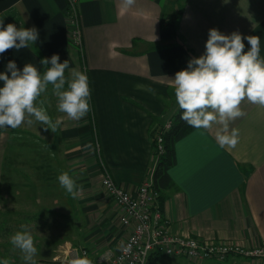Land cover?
<instances>
[{
    "label": "crops",
    "instance_id": "obj_1",
    "mask_svg": "<svg viewBox=\"0 0 264 264\" xmlns=\"http://www.w3.org/2000/svg\"><path fill=\"white\" fill-rule=\"evenodd\" d=\"M177 11L171 38L161 22ZM66 12L67 0H0L4 24L39 32L33 46L0 53V70L13 59L20 68L32 63L41 71V59L58 53L61 61L69 60L66 81L73 70L86 71L91 90L90 110L78 119L58 111L51 85L38 97L59 121L55 130L34 119L29 123L30 117L17 128H0V256L10 264H24L23 253L13 245L6 250L2 242L22 225L61 232L55 246L36 253L35 264H62L71 247L86 249L100 264L116 255L132 227L122 224L102 179L107 171L133 194L152 180L158 160L152 132L168 125L179 108L175 72L203 53L213 27L225 34L238 31L242 38L260 36L264 56V0H133L128 7L124 0H78L82 46L70 36ZM240 107L243 114L228 129L237 130L235 145L216 142V123L176 143L177 162L169 171L175 186L162 207L173 233L249 248L264 241V105L245 98ZM64 171L76 182L75 194L59 185ZM13 207L20 212L6 216ZM149 260L264 264V258L195 261L157 252Z\"/></svg>",
    "mask_w": 264,
    "mask_h": 264
},
{
    "label": "clouds",
    "instance_id": "obj_2",
    "mask_svg": "<svg viewBox=\"0 0 264 264\" xmlns=\"http://www.w3.org/2000/svg\"><path fill=\"white\" fill-rule=\"evenodd\" d=\"M133 0H124L128 7ZM35 26L17 27L4 24L0 18V53L6 49L28 48L38 40ZM250 45L245 49L244 41ZM47 65L41 73L32 63L22 68L9 59L0 70V128H17L30 117L42 126L55 130L59 121H54L38 100L48 86L58 97V111L69 117L80 118L90 110L91 90L86 71L73 70L67 79L65 70L69 60H60L58 53L41 59ZM176 103L182 110L180 119L197 129H209L214 123L215 140L221 146L235 145L237 130L229 129V122L241 116V101L245 98L254 104L264 105V56L258 35H245L238 31L225 34L213 27L208 30L205 48L201 55L188 60L187 67L175 72L173 77ZM59 185L68 193L75 194L76 182L68 172L58 174ZM22 230L12 234L10 242L23 253L24 264H35L37 248L31 230L22 225ZM0 264H10L0 257ZM62 264H92L87 255L65 257Z\"/></svg>",
    "mask_w": 264,
    "mask_h": 264
},
{
    "label": "built area",
    "instance_id": "obj_3",
    "mask_svg": "<svg viewBox=\"0 0 264 264\" xmlns=\"http://www.w3.org/2000/svg\"><path fill=\"white\" fill-rule=\"evenodd\" d=\"M67 16L70 36L75 44L82 46L81 27L78 19V0H67ZM162 138L157 142L158 149ZM104 190L114 199L121 210L123 225L131 226L128 238L116 255L103 258L105 264H149L152 253L184 256L191 260H225L230 256L264 258V241L249 248L234 242L206 241L173 233L160 208L159 193L152 187V180L144 182L135 194L117 184L106 171L102 179ZM88 255L86 249L70 248L68 257ZM92 260V259H91ZM92 264H100L92 260Z\"/></svg>",
    "mask_w": 264,
    "mask_h": 264
},
{
    "label": "trees",
    "instance_id": "obj_4",
    "mask_svg": "<svg viewBox=\"0 0 264 264\" xmlns=\"http://www.w3.org/2000/svg\"><path fill=\"white\" fill-rule=\"evenodd\" d=\"M179 16L180 11H177L170 14L168 17L162 18V27L168 32L171 38L176 34ZM46 67L47 65L41 69V73H43ZM181 111L182 110L178 108L172 115L168 125L159 126L152 132L153 153L158 159L152 175V187L159 193L158 202L161 210L167 198V191L175 186L169 171L177 162L176 143L196 129L180 119ZM159 137L162 138L160 143L162 147L161 151L158 149L159 144L157 140ZM149 264H153V261L151 262L149 260Z\"/></svg>",
    "mask_w": 264,
    "mask_h": 264
},
{
    "label": "rangeland",
    "instance_id": "obj_5",
    "mask_svg": "<svg viewBox=\"0 0 264 264\" xmlns=\"http://www.w3.org/2000/svg\"><path fill=\"white\" fill-rule=\"evenodd\" d=\"M20 206V205H19ZM11 207V206H10ZM18 212H20L18 210V208L14 209H11V210H8L7 212H5L6 216L8 215H11V214H17ZM7 223V221H4L3 224ZM9 226V225H8ZM17 230H22V228H16L14 227L13 228V232H10L9 233H6L8 234L7 237L5 238V241L2 242L3 243V246L5 244V249L7 250V248L10 250V247L12 246L11 242H10V238L12 236L13 233H15ZM31 230V234L33 235V239H34V245L35 247L37 248V252L38 251H41L43 252V250H46V246H48L50 249L51 247L55 246V242L54 240H57L58 239V236L60 235L61 232H59L60 230L58 228H45L43 226H40V227H35V229H30ZM35 230V231H34ZM44 231H45V234H44ZM11 233V234H10ZM40 241L38 243H36V241ZM46 240L48 243H43V241ZM39 244V245H37ZM4 248V247H3ZM48 248V249H49ZM17 250L21 251L20 249L17 248ZM18 251V252H19ZM10 252V251H9Z\"/></svg>",
    "mask_w": 264,
    "mask_h": 264
}]
</instances>
